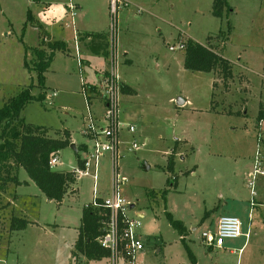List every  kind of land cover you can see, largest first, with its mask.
Here are the masks:
<instances>
[{
	"label": "rangeland",
	"instance_id": "rangeland-1",
	"mask_svg": "<svg viewBox=\"0 0 264 264\" xmlns=\"http://www.w3.org/2000/svg\"><path fill=\"white\" fill-rule=\"evenodd\" d=\"M212 1L126 0L115 14L116 70L121 87L129 92L122 93L119 103L123 128L116 173L123 183L122 197L134 205L129 217L136 212L143 215L137 232L145 248L136 264H193V259L196 264H264V207L254 211L253 221L241 229L249 228L247 240H226L227 247L218 250L205 248L201 239V233L216 229L218 218L231 214L215 207H222L225 201L235 207L236 198H249L248 178L241 176L242 168L250 163L252 170L257 134L264 141V120L260 129L256 122L260 107L264 109V0H228L230 13L221 20L212 15ZM69 2L0 0V107L30 85L34 97L45 94L42 101L25 105L21 117L25 124L47 129V136L55 140L70 133L71 144L78 151L71 144L61 150V165L52 167L55 172L76 169L84 148L89 152L93 148L81 132L87 108L83 75L76 67L79 57L74 34L72 29L58 33L71 20L57 22L52 39L63 40L71 56L54 52L42 89L36 87L35 73L25 69L24 59L32 67L33 50L41 48L49 54L53 42L47 39L45 25L49 26L51 16L45 10L50 6H55L50 11L58 10L61 3ZM71 2L81 7L73 15L75 24L79 22L83 30L105 31L109 38V0ZM187 39L217 49L229 61L232 78L225 80L219 70L183 69L184 51L168 47ZM92 61L96 78L101 70L108 71V61ZM90 74L92 81L95 75ZM177 99L187 103L177 106ZM97 102L91 108L98 112ZM129 125L134 127L132 133L126 129ZM131 142L140 149L130 150ZM168 154L174 155L172 172L167 170ZM98 163L97 196L106 198L112 187V163L108 154ZM20 171L17 180H29ZM76 183L77 194L68 195L61 205L47 201L33 183L28 190H17L11 184L7 191H0V264H74L71 256L81 210L91 202L94 186L89 176ZM28 195L33 197L27 199ZM167 215L183 224V235L172 227ZM13 217L25 218L29 227L12 231ZM77 257V264L87 263L81 254ZM104 262L111 264L110 258Z\"/></svg>",
	"mask_w": 264,
	"mask_h": 264
},
{
	"label": "trees",
	"instance_id": "trees-1",
	"mask_svg": "<svg viewBox=\"0 0 264 264\" xmlns=\"http://www.w3.org/2000/svg\"><path fill=\"white\" fill-rule=\"evenodd\" d=\"M229 10L228 0L212 1L211 12L213 17L221 20L224 16H228ZM227 30L228 33L231 32L229 27ZM91 35H95L98 39L105 37L103 34H86L87 37ZM105 42L107 49L108 41ZM182 44H184L185 54L183 69L200 73H211L219 70L225 80L232 78V67L229 61L220 55L217 49L214 50L209 44H203L202 46L191 39L184 40ZM55 51L66 52L65 43L54 41L49 46V54L41 48L33 50L36 58H34L32 67H29L26 59H24V67L27 72H33L36 75V87L43 88L45 74L53 61ZM32 88L33 86L30 85L28 88L21 90L18 95L10 98L0 107V191H7V187L11 184L20 186L21 182L17 180V174L20 169H23L29 181L36 185L45 199L58 205L62 203V199L68 192L71 193L72 186L76 184V179L72 172L53 171L48 162L52 154L69 147L70 137L69 133L65 132L61 139L55 140L47 136V129L24 123L21 113L25 105L35 100L42 101L45 98L43 92L37 98L34 97L31 91ZM121 89L122 93H129L124 87H121ZM262 120H264V109L260 107L256 122L260 123ZM77 164L83 168L80 160ZM173 168V158L169 156L168 172H172ZM167 217L179 235H183L185 232L183 224L180 221L173 220L169 215ZM107 218L108 212L106 210L91 207L82 209L73 257L81 254L87 261L110 257L109 251L101 248L97 241L98 237L103 234L104 223L108 220ZM10 221L12 231H22L30 223L16 217L11 218ZM193 264H196L194 259Z\"/></svg>",
	"mask_w": 264,
	"mask_h": 264
},
{
	"label": "built area",
	"instance_id": "built-area-1",
	"mask_svg": "<svg viewBox=\"0 0 264 264\" xmlns=\"http://www.w3.org/2000/svg\"><path fill=\"white\" fill-rule=\"evenodd\" d=\"M123 5L121 0H109V13L112 15L111 25L109 26L110 36L108 38V66L109 69L102 80L97 84V97L102 108L100 116H96L95 111L91 108V97L87 94L85 83L82 82V95L86 100L87 113L83 119V135L92 143V151L85 150V155L80 161L83 168L77 167L70 171L75 179L89 176L94 182L91 202L85 204L83 208H98L108 212V220L104 223V231L97 241L101 248L109 251L111 264H136L138 255L145 248V241L137 230L140 228V219L137 217L130 218L131 204L121 195V185L116 173L117 160L120 156V131L122 124L119 120L120 99L122 95L121 82L118 70H116L118 52L117 37L115 33V14L119 5ZM67 8L74 15L75 4L70 2ZM77 40V38H76ZM170 51H184V44L179 43L176 47L169 46ZM75 53L79 55L77 50ZM80 61H78L79 64ZM261 123L258 125L260 129ZM129 133L134 131L132 125L126 126ZM260 133L257 134V146L254 153V162L252 170L247 174L251 197V206L254 205L253 200L256 195V185L260 177L264 176V159L262 157L263 148ZM140 146L136 142H131L130 150L137 151ZM104 154H108L112 163L113 179L110 194L106 198H98L96 191V179L98 160ZM48 165L57 167L61 165L59 162V152L51 155ZM93 170L92 174L90 171ZM241 222L237 217L225 215L220 217L215 231L207 230L201 233L202 243L207 249H222L226 240H234L240 238ZM248 235V234H247Z\"/></svg>",
	"mask_w": 264,
	"mask_h": 264
},
{
	"label": "crops",
	"instance_id": "crops-1",
	"mask_svg": "<svg viewBox=\"0 0 264 264\" xmlns=\"http://www.w3.org/2000/svg\"><path fill=\"white\" fill-rule=\"evenodd\" d=\"M122 2H124V3H127L126 2V0H122ZM67 4L68 3H66V4H64V5H62V3H61V5L59 6V9L58 10H53V11H50L51 10V8L53 9L55 6H50L49 8L47 7L46 8V10L45 11H48L47 13H49L50 14V19H48V24H49V26L48 25H45V27L47 26V30H46V32H47V34L49 35L48 36V38L47 39H49V42H53L54 43V41H52V39H53V34H54V31H56L57 30V28H55V26L56 25H58L57 24V22H59V23H61L62 21H63V19L64 18H67V19H70L71 21L70 22H66V24H65V26H61V27H59L58 29H59V31H58V33H64V31H69L70 29H72V32H73V34H74V50H77V52L79 53V55H78V57H79V64L77 63V69H78V71H80V72H82V75H83V77L81 78V84H82V82L83 83H85V85H86V89H87V94H88V96H90L91 97V105H93V102L94 101H98L97 103H98V105H99V108H100V111H95V114H96V116L98 117V116H100L101 115V113H102V108H101V105L99 104V100H98V97H97V91L99 90L98 88H97V84L102 80V78L106 75V72H107V70H101V73L99 72V74H101L100 76H98L97 78H96V75L98 74L97 73V71H95L94 69L92 70V68H93V59L95 60V61H97V59L99 58L100 60H104L105 62H103L104 64H107V59H108V56H107V50H108V48L106 49V40L108 41V39H107V36H106V34H105V31H96V30H93V29H91V30H83L82 28H81V24L79 23V22H77L76 24H75V21L73 22V16H71V14H70V12H69V10H68V8H67ZM76 4V6H77V9L74 11V17L75 16H77L76 15V13H78V12H76L77 10H79L80 11V5H79V3H75ZM39 6V4H36L35 6H34V8H36V7H38ZM37 9V8H36ZM55 9V8H54ZM54 17H57V18H54ZM43 18H45V17H43ZM52 18V19H51ZM54 18V19H53ZM59 26V25H58ZM86 34H103V36H105L103 39H98L97 37H95V35L93 36V35H91V36H86ZM105 34V35H104ZM75 37L77 38V40H75ZM59 41V40H58ZM60 41H62V42H64L63 40H61L60 39ZM65 43V42H64ZM51 45V44H50ZM66 45V44H65ZM69 51L70 50H68L67 48H66V52H64V54L66 55V56H68V57H70L71 55H70V53H69ZM56 52V51H55ZM59 52V51H58ZM62 53V52H61ZM55 56H56V54L54 55V58H55ZM124 56H126V54H124ZM84 57V58H83ZM54 58H53V61H52V63L54 62ZM52 63H51V65H52ZM51 65H50V67H51ZM49 67V68H50ZM49 70V69H48ZM92 70V71H91ZM90 73H94V75H95V78H94V80H89V78H90V76H89V74ZM91 75V74H90ZM213 85V84H212ZM122 86H124V84L122 83ZM95 89V90H93V89ZM98 89V90H97ZM94 95H96L95 97H94ZM84 97V96H83ZM97 97V98H96ZM50 99V98H49ZM183 101V103H182V105H180V107H182L183 105H185V103H187V101L185 100H182ZM231 113H229L228 115H230ZM84 117H85V114L83 113L82 114V127H83V119H84ZM261 123V122H260ZM260 123H258L257 125H259ZM130 126V125H129ZM122 128H123V124H122ZM83 131V129L81 130V132ZM69 137H70V144L72 143V139H71V135H70V133H69ZM261 143H262V148H263V150H264V141L262 142L261 141ZM72 145V144H71ZM257 145V144H256ZM74 146V148H75V150H73L75 153H77V147H76V145H73ZM85 150H87L86 148H84V151ZM264 152V151H263ZM169 155V154H168ZM178 155H179V153H178V151H177V154H175V156H176V158L178 157ZM170 156V155H169ZM174 155L172 154V157H173ZM169 158V157H168ZM166 160H168L167 158H166ZM168 162V161H167ZM173 162H174V160H173ZM174 164H175V162H174ZM250 164V163H249ZM248 163H247V165L246 166H243V168H242V173H241V176L242 177H244L245 179H246V177H247V174L250 172V165H249ZM79 165V164H78ZM167 166H168V164H167ZM78 167V166H77ZM22 170L23 169H21V171L20 172H22ZM24 182L25 183V185H21L20 187L18 186V188H17V190H28L29 188H31V186H32V184L30 183V181L29 180H27V179H24L23 177L22 178H20L19 179V182ZM76 186H77V183L74 185V186H72V189H71V193L70 192H68L65 196H64V198L62 199V203L64 202V200L68 197V195H73V196H75V194H77V192H78V189L76 188ZM256 189H257V191H256V195H255V199L253 200V202H254V205H250L251 203V197H250V192H249V194H248V197L249 198H247V197H245L244 195H243V197L242 198H240V200H239V198H236V201L235 202H237V205L234 207V206H228V202H226L225 201V203H224V205L222 206V207H215V209L214 210H219V209H221V211H224V212H229V213H231L230 215H228V216H234V217H237L239 220H240V222H241V229L243 228V226H245L244 224H248V223H251L252 221H253V212L254 211H257V210H260V209H262L263 207H264V177L262 176V178H259L258 179V181H257V185H256ZM23 193V192H22ZM220 196V198H222V194H220L219 195ZM28 197H33L32 195H28L27 196V199H28ZM21 200V199H20ZM61 203V204H62ZM61 204H58V205H61ZM133 205V204H132ZM84 207V206H83ZM134 208V205H133V207H132V209ZM83 209V208H82ZM132 209H131V211H132ZM82 211V210H81ZM130 211V212H131ZM135 217H137V218H139V219H141L142 217H143V215H142V213H140V212H136L135 213ZM23 216H26V214L24 213V215ZM80 217H81V215H80ZM223 217V216H222ZM22 218V217H21ZM22 219H24V220H26L25 218H22ZM79 220H80V218H79ZM218 220H219V218L217 219V222H216V227H217V223H218ZM242 220V221H241ZM27 221V220H26ZM244 221H245V223H244ZM80 225V224H79ZM29 227V226H28ZM27 227V228H28ZM79 227V226H78ZM26 228V229H27ZM246 228V227H245ZM264 228V227H263ZM78 229V228H77ZM211 229V230H210ZM210 229H207V230H210V231H213L214 229H212V228H210ZM216 230V229H215ZM214 230V231H215ZM241 234H243L240 238H245L246 240L249 238V236H250V234H249V228L247 227L246 229H243V230H241ZM248 234V235H247ZM248 237V238H247ZM76 238H77V235H76ZM76 241H77V239L74 241V244H73V246L75 245V243H76ZM245 245V244H244ZM227 247V243L225 242L224 243V245H223V247H222V249H225ZM218 250H220V249H218ZM230 253H233L232 252V250H230L229 251ZM73 253H74V250H73V252H72V260H74V264H77V261H75V260H77L78 259V257H77V255L75 256V257H73ZM80 255V254H79ZM83 257V256H82ZM83 258H85V257H83ZM83 258L81 259V260H83ZM106 260V258L105 259H102V260H96V261H87L86 259H85V261L87 262V263H78V264H108L107 262H104ZM79 261H80V259H79Z\"/></svg>",
	"mask_w": 264,
	"mask_h": 264
},
{
	"label": "water",
	"instance_id": "water-1",
	"mask_svg": "<svg viewBox=\"0 0 264 264\" xmlns=\"http://www.w3.org/2000/svg\"><path fill=\"white\" fill-rule=\"evenodd\" d=\"M182 103H183V101L182 100H180V99H177V101H176V104H177V106H180V105H182ZM71 146V148L73 149V150H75V148H74V146L73 145H70ZM132 207H133V205H131L130 206V209H132Z\"/></svg>",
	"mask_w": 264,
	"mask_h": 264
}]
</instances>
